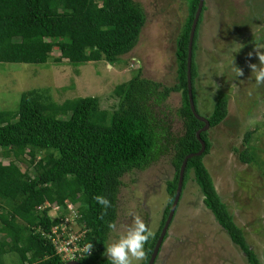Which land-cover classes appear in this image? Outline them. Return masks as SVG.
<instances>
[{
	"label": "trees",
	"instance_id": "trees-1",
	"mask_svg": "<svg viewBox=\"0 0 264 264\" xmlns=\"http://www.w3.org/2000/svg\"><path fill=\"white\" fill-rule=\"evenodd\" d=\"M184 2L185 16L174 38L171 86L142 77L137 61L130 58V65L135 67L133 74L113 86L116 102L110 111L99 109L95 96L55 104L44 90L37 89L20 93L15 110L0 111V158L6 159L5 163L0 161V264H5L2 257L9 254L18 264L66 262L51 243L50 232L56 228L59 233L60 224L68 230L64 217L67 204L71 207L69 220L76 226L73 234L81 235L76 245L83 247L73 261L112 264L103 253L111 231L108 224L116 218L120 178L165 157L172 176L164 181L166 201L157 229L144 245L146 257L139 261L146 264L171 203L181 160L199 148L194 132L202 123L191 115L185 91L186 40L197 0ZM199 17L200 13L191 39L188 70L194 112L193 51ZM143 22V12L132 0H0V63L42 65L56 51L52 58L56 64H121L122 57L135 47ZM170 93L179 94V105L173 111L175 130L170 112L163 107ZM226 101L227 94L215 95L211 111L203 117L207 129L226 122ZM206 130L197 135L203 143L201 154L184 162L178 198L191 172L201 203L215 224L246 264H261L215 193L201 163L209 149ZM262 131H244L234 149L239 163L254 165L259 173H264V163L253 139ZM37 152L41 157H36ZM23 162L25 169L20 171L17 165ZM97 195L111 203L106 215L94 199ZM61 209L65 212L47 215L49 210ZM87 243L94 245L90 255L84 251Z\"/></svg>",
	"mask_w": 264,
	"mask_h": 264
},
{
	"label": "rangeland",
	"instance_id": "rangeland-1",
	"mask_svg": "<svg viewBox=\"0 0 264 264\" xmlns=\"http://www.w3.org/2000/svg\"><path fill=\"white\" fill-rule=\"evenodd\" d=\"M132 1L141 8L144 22L135 47L122 57L121 64L109 67L103 61L75 66L65 61L56 64L52 62L56 51H52L42 65L0 63V111L15 110L20 93L36 89L44 90L49 101L55 104L95 96L98 108L110 111L116 102L111 91L113 86L127 81L133 74L135 67L130 65V58L137 61L142 77L171 86L174 83V38L185 16V2ZM201 8L193 51L194 108L198 116H207L215 95L221 92L227 94L228 116L223 124L206 130L209 149L201 163L232 221L241 229L258 261L264 264V173H259L254 165L239 163L234 152L244 131L260 128L263 131L255 135L253 145L264 163V85L254 87L255 74L248 67L249 63L259 66L253 50L257 44L264 45V0H202ZM260 51L264 53V48ZM249 52H253L251 58ZM234 66L241 68L244 75L238 77ZM178 105V93H170L163 102L165 110L170 112L173 130L177 123L175 118L173 120V111ZM247 111L250 113L246 114ZM36 155L39 158L42 154L37 152ZM0 161L5 163L6 159L0 158ZM25 165L17 166L23 171ZM171 176L165 157L158 158L142 171L121 176L116 197V227L108 235L105 257L107 246L126 233L134 216H140L152 233L157 229L166 201L164 181ZM70 208L69 205L66 212L49 210L47 215L53 217L65 212L69 227L64 229V235L73 238L80 232L73 234L76 226L69 220ZM2 261L18 264L11 254L4 255ZM133 264L139 261L134 260ZM152 264H246L243 255L203 207L191 172L187 173Z\"/></svg>",
	"mask_w": 264,
	"mask_h": 264
},
{
	"label": "clouds",
	"instance_id": "clouds-1",
	"mask_svg": "<svg viewBox=\"0 0 264 264\" xmlns=\"http://www.w3.org/2000/svg\"><path fill=\"white\" fill-rule=\"evenodd\" d=\"M264 45H255L254 53L259 61L257 64L249 63L248 67L251 69V73L255 74V85L259 87L264 85V53H261V49ZM253 52L248 53V57L251 58ZM108 66V65H107ZM109 67V66H108ZM234 71L238 77L244 75L241 68L234 66ZM234 86V85H233ZM96 202L104 209V215L107 214V209L111 207L110 201L101 195H97L95 198ZM108 227L115 230L116 225L109 223ZM153 235L152 231L143 221L140 216H134L132 224L128 226L126 233L121 235L118 240L110 243L106 248V254L108 259L111 260L112 264H133V261H140L145 259L146 253L144 251V245L147 243L149 238ZM94 245L87 243L84 246V251L88 255L91 254Z\"/></svg>",
	"mask_w": 264,
	"mask_h": 264
},
{
	"label": "water",
	"instance_id": "water-1",
	"mask_svg": "<svg viewBox=\"0 0 264 264\" xmlns=\"http://www.w3.org/2000/svg\"><path fill=\"white\" fill-rule=\"evenodd\" d=\"M201 5H202V0H197L196 6H195V9H194L191 21H190L189 29H188L187 40H186V50H185V91H186V97H187V105H188V109H189L191 115L197 121L202 123V126L194 132V137L196 138V140L199 143V148L196 152L185 155L181 160V163H180L179 168H178L176 186H175V190H174V194H173L171 203L169 205L167 214H166L165 219L162 223V226L159 230V233H158V235H157V237L153 243V246L151 248V251H150V254H149V257L147 259L146 264H152V262L156 256L157 250L159 248V245H160L162 238L164 236L166 227H167V225L171 219V215L173 213V210H174V207L176 205V201H177V198H178V195L180 192L181 173H182V169L184 167V162L189 157L200 155L202 150H203V143L201 140L198 139L197 135L199 132H202V131L207 129V122L203 117L198 116L193 110V106H192V102H191V95H190V83H189V72H188L191 39H192L193 31H194V28L196 25L197 17L200 13ZM63 264H80V263L73 261V260H70V261L64 262Z\"/></svg>",
	"mask_w": 264,
	"mask_h": 264
},
{
	"label": "built area",
	"instance_id": "built-area-1",
	"mask_svg": "<svg viewBox=\"0 0 264 264\" xmlns=\"http://www.w3.org/2000/svg\"><path fill=\"white\" fill-rule=\"evenodd\" d=\"M66 208L69 209V206L67 205ZM50 233L52 235L50 241L54 245L56 252L60 254L62 260H75L80 255L83 247H77L76 245V240L80 238V234L73 238H64V224H60L59 233H56V228H52Z\"/></svg>",
	"mask_w": 264,
	"mask_h": 264
},
{
	"label": "flooded vegetation",
	"instance_id": "flooded-vegetation-1",
	"mask_svg": "<svg viewBox=\"0 0 264 264\" xmlns=\"http://www.w3.org/2000/svg\"><path fill=\"white\" fill-rule=\"evenodd\" d=\"M154 261V260H153ZM77 262V261H76ZM153 263V262H152Z\"/></svg>",
	"mask_w": 264,
	"mask_h": 264
}]
</instances>
